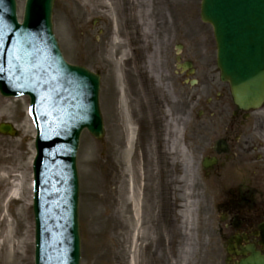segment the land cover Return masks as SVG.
Here are the masks:
<instances>
[{
    "label": "rangeland",
    "instance_id": "374dc122",
    "mask_svg": "<svg viewBox=\"0 0 264 264\" xmlns=\"http://www.w3.org/2000/svg\"><path fill=\"white\" fill-rule=\"evenodd\" d=\"M24 1L16 0L19 20ZM199 4V0H54L52 31L62 56L101 77L104 137L94 140L83 133L76 157L80 264H224L226 243L216 231L215 197L201 183L198 162L178 156L170 165L180 170L162 180L158 171L148 168L140 150L148 143L152 115L138 112L136 123L129 120L123 149L116 106L117 80L124 74L134 76V66L141 72L150 69L140 79H153V97H164L159 83L174 77L177 46L182 47V58L194 64L199 81L185 92L192 101L186 108L191 125L203 108L196 107L197 99L204 100L206 93L212 97L215 86L225 91L218 83L211 29L199 20ZM26 104L27 99L0 97V123L16 129L15 137L0 134L2 156H13L6 177L0 176V264H33L34 225L27 190L34 133L25 117ZM171 111L168 108L169 126L185 125ZM140 120L144 131L134 145ZM170 147L171 143L165 147L168 157ZM153 158L151 165L157 169ZM9 179L19 184L11 201L9 194L16 185L12 187ZM130 189L137 197V219L128 199Z\"/></svg>",
    "mask_w": 264,
    "mask_h": 264
},
{
    "label": "water",
    "instance_id": "95a60500",
    "mask_svg": "<svg viewBox=\"0 0 264 264\" xmlns=\"http://www.w3.org/2000/svg\"><path fill=\"white\" fill-rule=\"evenodd\" d=\"M52 2L26 0L23 23L18 25L14 0H0V93L9 95L14 92L13 87L21 91L22 78L34 84V88L22 89L32 103L35 101L43 108L45 103L56 100L57 106L49 113L52 132L46 136L45 130L39 129L35 143V259L36 264H43L44 258L54 255L56 260L52 264H79L75 155L83 129L95 138L102 136L97 105L99 78L82 68L67 66L62 60L51 34ZM200 17L213 27L217 66L221 80L230 85L235 104L244 110L257 107L264 100V0H201ZM40 53H45L46 63L41 72ZM49 67L56 72L51 81L44 75ZM68 79L77 80L89 90L84 111L73 116L78 120L76 125L70 122L67 111ZM51 84L55 87L53 95L48 89ZM61 104L62 112L58 108ZM0 132L10 131L2 126ZM49 168L57 186L53 194L48 190L43 193L47 172L44 169ZM48 202L57 214L51 222V233L45 229L40 212ZM240 264H264V259L253 255Z\"/></svg>",
    "mask_w": 264,
    "mask_h": 264
},
{
    "label": "flooded vegetation",
    "instance_id": "af4514ba",
    "mask_svg": "<svg viewBox=\"0 0 264 264\" xmlns=\"http://www.w3.org/2000/svg\"><path fill=\"white\" fill-rule=\"evenodd\" d=\"M184 74L177 70L171 81L161 84L164 97H153L148 79H139L140 83L125 80L117 91V109L121 102L124 110L150 112L152 127L148 143L144 144L145 155L149 161L153 156L158 161L162 159L159 162L162 176L176 173L168 165L180 152L185 151L191 159H201L200 171L208 181L204 188L215 197L217 235L226 239V244L231 240L238 251L226 256L229 264L242 259L239 251L246 245L254 246L264 256V104L260 110L241 112L233 105L227 89L217 91L215 86L212 97L206 93L202 100L203 108L196 122L179 123L181 129L175 136L166 116L170 108L180 121L187 119L189 98L185 92L191 85ZM200 104L198 101L197 105ZM170 143L172 152L175 146H180L172 157L165 152Z\"/></svg>",
    "mask_w": 264,
    "mask_h": 264
},
{
    "label": "bare ground",
    "instance_id": "6f19581e",
    "mask_svg": "<svg viewBox=\"0 0 264 264\" xmlns=\"http://www.w3.org/2000/svg\"><path fill=\"white\" fill-rule=\"evenodd\" d=\"M8 161H10L9 157H4L2 156V153L0 151V176L2 177H6V164H8ZM19 184H17L15 186V188H13V190L10 192L9 194V200L11 201V199L14 197V195L16 194V191L18 189ZM28 191V190H27ZM128 199L129 201L131 200L132 206H133V212H134V217L137 219L138 217V208H137V197L135 196V192L134 189H130V192L128 193ZM26 210H29V207H25ZM137 237V235H134V240Z\"/></svg>",
    "mask_w": 264,
    "mask_h": 264
}]
</instances>
